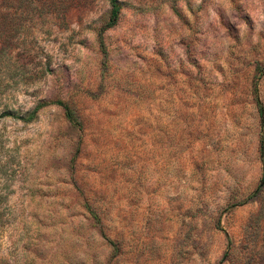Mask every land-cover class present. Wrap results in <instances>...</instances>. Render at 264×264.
I'll return each instance as SVG.
<instances>
[{
	"label": "rangeland",
	"instance_id": "1",
	"mask_svg": "<svg viewBox=\"0 0 264 264\" xmlns=\"http://www.w3.org/2000/svg\"><path fill=\"white\" fill-rule=\"evenodd\" d=\"M121 1L0 0V264H264V0Z\"/></svg>",
	"mask_w": 264,
	"mask_h": 264
},
{
	"label": "trees",
	"instance_id": "2",
	"mask_svg": "<svg viewBox=\"0 0 264 264\" xmlns=\"http://www.w3.org/2000/svg\"><path fill=\"white\" fill-rule=\"evenodd\" d=\"M61 1H62L61 2V5L62 6L68 5L70 3V2L69 3H64L67 0H61ZM108 5H109V9H108V19H107V21L104 24V26H103L102 29H106V28L112 27V26H114L117 23L118 18L120 16V12H121L122 6H123V1H121V0H108ZM48 104H58V105H61L64 108L66 117L71 122H75L76 121V118L74 116V113L70 109L69 105L66 104V103H64L61 100H44V101H41L35 107V110L38 109V108H40V107L46 106ZM257 104H260V103L257 102ZM35 110H33L32 114H30V116H29L28 119H31L32 118V116L34 115ZM16 117L19 118V119H23L21 116H16ZM261 154H263L262 149H261ZM86 207L88 208V206H86ZM88 210L92 213V215L96 219H98L97 216H96V214L93 213L92 210H90L89 208H88Z\"/></svg>",
	"mask_w": 264,
	"mask_h": 264
}]
</instances>
